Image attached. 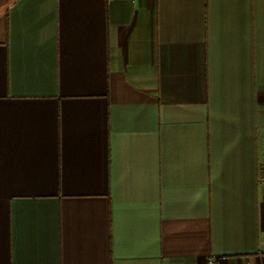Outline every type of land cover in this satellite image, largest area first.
Listing matches in <instances>:
<instances>
[{
  "label": "crops",
  "instance_id": "1",
  "mask_svg": "<svg viewBox=\"0 0 264 264\" xmlns=\"http://www.w3.org/2000/svg\"><path fill=\"white\" fill-rule=\"evenodd\" d=\"M264 0H0V264H241L264 234Z\"/></svg>",
  "mask_w": 264,
  "mask_h": 264
},
{
  "label": "built area",
  "instance_id": "2",
  "mask_svg": "<svg viewBox=\"0 0 264 264\" xmlns=\"http://www.w3.org/2000/svg\"><path fill=\"white\" fill-rule=\"evenodd\" d=\"M257 185L264 190V169H261L259 171V174L257 176ZM258 255L260 257L264 255V234L261 235L259 240ZM205 264H215L213 255H208L206 257ZM241 264H264V261L261 260V258L258 260L247 258Z\"/></svg>",
  "mask_w": 264,
  "mask_h": 264
}]
</instances>
